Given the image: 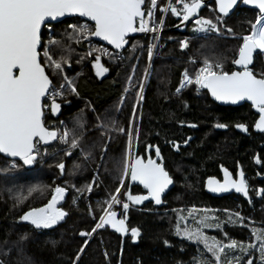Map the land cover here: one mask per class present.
Listing matches in <instances>:
<instances>
[{
  "label": "trees",
  "instance_id": "trees-1",
  "mask_svg": "<svg viewBox=\"0 0 264 264\" xmlns=\"http://www.w3.org/2000/svg\"><path fill=\"white\" fill-rule=\"evenodd\" d=\"M172 3L176 6V0ZM166 4L167 0H158L157 23L163 16L159 8ZM257 14L255 10L237 9L233 16L223 17L224 25L231 27L235 35L221 27L220 36H217L193 34L191 29L195 22L186 34H182L175 30L182 22V16L168 12L163 22L162 41L144 81L143 99L139 101V85L143 83L149 62V35L130 39L127 52L134 57L131 61L128 58L123 64H114L100 60L108 71L97 76L93 67L95 57L80 52L75 47V39H68L67 34L72 31L68 27L69 20L53 25L56 39L69 48L64 54L69 56L70 66L66 64L64 69L74 81L79 96L66 90L59 102L60 115H46L45 123L63 121L82 138L71 155H65L64 150L57 151L53 146L43 147L34 164L16 161L17 170L0 172V260L4 264H73L79 254L75 264H196V258L202 255L212 257L203 244L176 235L178 221L181 228L185 225L195 228V221H187L190 213L200 215L203 210H208L205 215L218 217L223 222V230L214 227L211 234L222 240L235 237L246 242L253 227L264 229V192L260 199L257 197V189L264 190V135L253 131L258 116L249 105L223 107L215 104L207 91L198 96L193 85L176 93L182 71L194 72L204 58L221 59L225 70H235L231 61L238 55L243 35L250 33L248 21L254 22ZM217 15L215 3L201 13V17L213 20ZM183 39L189 41L187 50L180 47ZM134 43L137 44L136 54V50L130 51ZM54 52L58 58L59 50L54 49ZM252 70L254 74L264 72V55H256ZM50 75L54 84L62 82L59 74L50 72ZM129 76H132L131 85ZM97 117L109 125L115 121V127H123L125 132L105 129L102 135V130L96 126L99 123ZM80 120L84 121L83 130L78 127ZM217 123L227 127L217 128ZM237 124L246 125L247 131L237 128ZM136 129L139 130L138 137ZM129 130L133 133V155L144 160L148 155L156 158L159 148L163 166L175 182L174 188L164 197L162 207H157L150 198L140 204L128 201L127 192L147 195L130 177L120 187ZM105 144L107 150L102 151ZM81 148L90 153L87 159L81 154ZM7 161L0 156V169L9 167ZM60 162L65 165L63 174L57 167ZM238 164L248 175L251 203L238 196L214 198L205 192L204 184L209 177L220 178L222 168L236 172ZM90 184L92 190L89 192L86 186ZM37 185L42 186V191L28 196V190ZM57 186L68 191L63 205L67 215L63 221L53 228L36 230L19 220L25 211L46 205ZM117 187H120L118 199L130 206L126 224L138 227L140 236L133 241L130 232L118 233L110 225L97 229L91 238L81 236L82 231L91 232L107 207L104 201L115 194ZM20 195L28 198L16 206V197ZM191 208L198 210L191 211ZM111 210L117 212V218L124 212L122 204H113ZM233 212L256 223L239 222ZM230 215L236 223L227 222ZM181 217L185 219L181 220ZM208 221L209 224L216 223L214 219ZM25 233L29 234L28 239L21 240ZM82 246L84 251L80 253ZM9 249L11 251L5 255Z\"/></svg>",
  "mask_w": 264,
  "mask_h": 264
},
{
  "label": "snow or ice",
  "instance_id": "snow-or-ice-1",
  "mask_svg": "<svg viewBox=\"0 0 264 264\" xmlns=\"http://www.w3.org/2000/svg\"><path fill=\"white\" fill-rule=\"evenodd\" d=\"M157 3L158 0H0V154L11 158L7 161L9 167L0 169V172L6 173L9 169H15L17 167L15 158H19L24 165L34 164L37 157L41 155L40 145H48L54 140L67 145V148L64 149L65 155H71L72 150L79 147V141L82 138L75 129H68L66 126L59 131L58 135L57 129L49 127L45 123L46 110L50 111L52 115L59 112L61 104L57 102V97L63 99L66 87L77 96H79V92L74 81L69 79L64 72V65L70 66L69 56L64 54L69 51V48L63 46L61 40L55 39L54 34H50L45 41L42 28L46 29L48 33H52V22L58 21V18L66 16L86 18L92 22L91 25L88 23H70L68 25L72 30L70 34H67L69 40L75 39L79 43L81 39L99 37L115 49H122L128 44L126 37L130 33H157L160 30L163 26V19H160L158 23L155 20ZM238 3L258 9L254 22L248 21L251 25L250 33L243 35L238 55L231 61L232 64L238 66L239 70H225L221 59L204 58L202 66L194 72L189 73L187 69L183 71L176 92L180 93L182 89L195 85L197 91L207 89L217 101L231 104L245 100L250 101L259 113V119L254 126L257 130L264 132V72L254 74L252 68L249 67L253 64L254 53L257 56L264 55V0H215L219 12L215 20L199 16V10L204 6V0H176V4H182L180 9L172 3V0H167L166 6L160 7L159 11L182 16L183 21L197 17L194 29L196 33L216 32L219 34L221 27H224L228 34L235 35L231 27L224 25L223 17L228 16ZM60 22L63 23V21ZM153 39L155 40L157 37L154 35ZM188 46L187 39L180 41L181 49ZM141 47L143 46L141 45ZM153 47L152 44L147 47L149 60L152 57ZM136 48L137 44L134 43L130 51H135ZM54 49H58L60 52L58 58ZM98 51L104 55H115L109 54L107 49ZM91 54L90 49L86 55ZM191 62L195 63L194 60ZM93 67L96 69L97 76H102L108 71V68L100 63L99 55L95 57ZM46 69H49L51 74H59L63 83L58 86L54 84L50 72ZM134 72L135 68L133 67ZM146 78L147 72L145 73ZM128 83L131 85L132 76L128 77ZM143 91L144 85L141 83L137 93L138 101L143 99ZM97 121L99 123L96 126L102 130V135H104L103 130L105 129L125 132L123 127H115V121L111 125L100 121L99 117H97ZM191 126L195 127V125ZM78 127L83 130V120L78 121ZM215 127L226 128L227 125L217 123ZM236 127L247 131V126L244 124H237ZM126 134L128 148L123 160L120 187H123L124 180L130 177L132 181H138L147 189V195H132L127 192L125 195L128 201L140 204L150 198L159 205L163 202L162 194L173 183L172 177L163 166L160 150L156 149V156L160 159L159 163L152 158L145 161L140 156L133 155L132 131L129 130ZM138 135L139 130L136 129V136L138 137ZM176 147L179 150V146ZM106 150L107 145L105 144L102 151ZM44 152L46 153L47 149ZM80 152L85 159L90 155L83 148L80 149ZM259 162L257 159V163ZM57 167L63 174L64 163L60 162ZM120 187L116 188L115 194L111 195L110 199L104 201L107 207L102 210L99 221L91 232L82 231L79 233L81 236L91 238L92 233L97 229L110 225L118 233L128 234L130 232L131 239L137 240L140 236V229L129 227L126 224L129 203L118 199ZM230 188H235L236 192L243 193L245 196L248 195V186L242 172L239 180L231 179L227 170H225V179L222 184L215 180H209L210 191H228ZM86 190L90 192L92 185H87ZM41 191L42 186H34L28 190V196ZM261 191L264 192V190ZM65 192V188L55 187L51 200L45 206L25 211L19 220L27 222L36 230L53 228L67 215L63 208L56 206L64 198ZM28 196H17L16 206L23 204ZM75 202L74 199L73 203ZM113 204H122L124 212L121 214V218H117V212L111 210ZM232 215H235L240 222L245 219L239 213ZM93 218L95 219V217ZM210 218L216 220V223L209 224ZM180 219L185 218L181 217ZM227 222L236 223L232 220L231 215ZM197 223L199 227L196 228H189L187 225L181 228L179 221L176 226V235L203 244L207 253L211 254L212 260L202 255L200 258H196V264H253L257 254L260 264H264V229L255 227L251 229L254 242L228 238V242L225 243L214 236H207L203 231L205 227H216L223 230V222L218 217L203 215ZM28 235V233L22 235L21 240L28 239ZM225 236L227 237V233ZM52 243L55 244V241ZM164 243L168 244V241L165 240ZM84 244L86 246L87 241ZM10 251V249L6 251L5 255ZM83 251L84 247L82 246L79 252L83 253ZM79 258V254H77L75 260H79ZM75 260L73 264H75ZM0 264H4V261L0 260Z\"/></svg>",
  "mask_w": 264,
  "mask_h": 264
},
{
  "label": "water",
  "instance_id": "water-1",
  "mask_svg": "<svg viewBox=\"0 0 264 264\" xmlns=\"http://www.w3.org/2000/svg\"><path fill=\"white\" fill-rule=\"evenodd\" d=\"M212 3H215V0H204V6L201 7V9L199 10V16H201L202 11H203L205 8L209 7ZM215 6H216V4H215ZM239 8H240V9H251V10H255V11L258 12V9H254V8H253L252 6H250V5H243L242 3H238V5H237L236 7H234V9H233V10L229 13V15L226 16L225 18H229V17L233 16V14H234V13L236 12V10L239 9ZM216 12H217V14H219L218 9H217V6H216ZM220 15H222V14H220ZM196 18H197V17H192V18H190L188 21H183V20H182V22H181L178 26L175 27V30H178V31H179L180 33H182V34H186V33H187V30H188V28H189V26H190L193 22H195V19H196ZM70 19H81V20L88 21L86 18H81V17H77V16H66V17L58 18V21H54V22H52V25H58V24H61L60 21H63V23H64L65 21L70 20ZM88 22L92 23L91 21H88ZM43 29H44V28H42V32H43ZM145 35H146V33H140V32H137V33H130V34L128 35V37H126V39L128 40V44H126V45L124 46V48H122V49H115L112 45L108 44L107 41H104V40L100 39L99 37H94V38H95L96 41H98V42H100V43H104V44L110 46L111 48H113L114 50L120 52V51H123V50H125V49H127V48L129 47V45H130V39H135V38H137V37H143V36H145ZM255 59H256V54L254 53L253 64L249 66V67L252 68V69H253L254 64H255ZM234 68H235V70H239V69H238V66H236V65H234ZM46 71H47V70H46ZM207 93H208L210 99H211L215 104H217V105H219V106H223V107H241V106H243V105H249V106L251 107L253 113H255V114L258 116L257 120L259 119V113H258V111H257V110L251 105V102H250V101H247V100H245V101H240V102H238L237 104L224 103V102H221V101H217V100H215V99L211 96V94H210L208 91H207ZM60 112H61V108H60L59 112H58L57 114L53 115V116H54V117H58V116L60 115ZM257 120H256V121H257ZM255 123H256V122H255ZM254 125H255V124H254ZM253 131H254V133H256V134L264 135V132H261V131L257 130V129L255 128V126H253ZM55 142H56V140L51 141L48 145H43V144H42V145H43V147H51V146H53V145L55 144ZM0 156L3 157V158H5V159H7V160H10V159H11V158H7V157H5L3 154H0ZM148 158H152L151 155H148ZM148 158H147V159H148ZM15 159H16V161H20L19 158H15ZM147 159H146V160H147ZM152 159L156 160L157 162H158V160H159L158 157H156V158H152ZM146 160H145V161H146ZM225 170H227V169H225V168H222V169H221L222 180H219V179H217V178H215V177H209V178L205 181V184H204V190H205V192H206L208 195H210L211 197H214V198H223V197H228V196H230V195H237V196L243 197L245 200L249 201V200H250L249 191H248V195L245 196L243 193L236 192L235 188H230L228 191H221V192H213V191H210V190H209V180H215V181L220 182L221 184L224 182V179H225ZM241 172L243 173V177H244V179H245V174H244V172H243V170H242V167L239 165V170H238L237 180L240 179V173H241ZM227 173L229 174V176H230L231 179L235 180V179L233 178V175H232L228 170H227ZM172 180H173V178H172ZM132 182L135 183V184H137V185H139V186H141L142 189H143L144 191H146V193H147V189H145V188L143 187V185L140 184L138 181H132ZM174 186H175V182H174V180H173V183L170 184V185L168 186V188L165 190V192L162 194L161 199H162L163 202H162L161 204H159V205H157V204L155 203V205H156L157 207H162V206L164 205V197H165V196H166V195H167V194H168V193L174 188ZM52 195H53V194H52ZM67 197H68V191L66 190V192H65V194H64V198H63L62 200H60V201L57 203L56 206H57L58 208H63V205L65 204V202H66V200H67ZM51 198H52V196H51ZM51 198L49 199V201L51 200ZM49 201H48V202H49ZM48 202H47V203H48ZM44 206H45V205H44Z\"/></svg>",
  "mask_w": 264,
  "mask_h": 264
},
{
  "label": "built area",
  "instance_id": "built-area-1",
  "mask_svg": "<svg viewBox=\"0 0 264 264\" xmlns=\"http://www.w3.org/2000/svg\"><path fill=\"white\" fill-rule=\"evenodd\" d=\"M166 14L167 13H163V21H164V19L166 17ZM70 23H81V24L88 23L89 25L92 24V23H90L88 21H85V20L70 21L68 23V25ZM161 31H162V27L160 28V30L157 33H151V32H149L151 34H155V36L157 37L155 43L152 44V45H154V47H153L154 53L156 51L158 41L160 40ZM42 33H44L43 39L45 41L48 39V37H49L50 34H54V38L56 39L55 33H54V29H53V25H52V33H48V31L46 29H43V32ZM149 33H146V35H148ZM75 47H76L77 50H79L80 52H84V53H88L90 51V49H91V51H92L91 56L96 57L97 55H99L100 56V60L105 61L107 63L123 64V63H125V61L128 58H129L130 61L133 59V56L130 57L129 53L127 52L128 50H124V51H120V52L119 51H116L113 48H111L110 46H108V45H106L104 43H100V42L96 41L94 37H89V38H86V39H81L79 43H77L76 40H75ZM99 49H107V51H108L109 54H115V55H104V54H102L101 52L98 51ZM183 50H186V48L183 49ZM154 53H152V56L154 55ZM151 60H152V58H151ZM151 60L149 61V67L151 65ZM46 70H48V69H46ZM183 71H182V73H183ZM64 72H65V69H64ZM182 73H181V75H182ZM61 83H63V80H62ZM193 86H194L195 92H196V94L198 96H200L204 91L207 90V89H200L199 91H197L196 90V86L195 85H193ZM66 90H69V89H67V87H66L65 88V92H66ZM183 90L184 89H182L181 91H183ZM61 100L62 99L60 97H57V102L58 103ZM48 114H50V111L46 110L45 111V116L48 115ZM61 122H63V121H55L54 120V121H51L48 124V126L57 129L58 130V135H59V131L62 130L65 127L64 122L63 123H61ZM53 147L57 151H62V150H64V149L67 148V145L61 144V143L58 142V140H56V142L53 145ZM40 148H43V145H40Z\"/></svg>",
  "mask_w": 264,
  "mask_h": 264
},
{
  "label": "rangeland",
  "instance_id": "rangeland-1",
  "mask_svg": "<svg viewBox=\"0 0 264 264\" xmlns=\"http://www.w3.org/2000/svg\"><path fill=\"white\" fill-rule=\"evenodd\" d=\"M176 7H178V8H181L182 7V4H176ZM168 13V12H167ZM166 16H167V14H166ZM166 18V17H165ZM162 19H163V16H162ZM164 22V21H163ZM196 28V24H194V26L192 27V29H191V31H192V33L193 34H195V35H210V34H215V35H217V36H220V33L218 34V33H216V32H210V33H196V32H194V29ZM162 30H163V26H162ZM150 37H151V42L149 43V44H154L155 43V41H156V39L154 40L153 39V36L155 35V34H151V33H149L148 34ZM161 35H162V31H161ZM160 35V40L158 41V44H157V48H156V51H155V53L159 50V45L161 44V41H162V36ZM146 36V35H145ZM183 40H185V39H183ZM182 41V40H181ZM148 44V45H149ZM183 50V49H182ZM186 50H187V48H186ZM137 53V50L134 52V54H136ZM152 53H154V51H153V49H152ZM155 53H154V55H155ZM154 55L151 57L152 59H153V57H154ZM134 58V57H133ZM150 61V60H149ZM151 63H152V60H151ZM151 67V66H150ZM150 67H149V62H148V65H147V69H146V72H147V76H148V72H149V70H150ZM145 72V73H146ZM144 81H146V79H145V76H144V79H143V85H144ZM195 210H198V209H195V208H191V211H195ZM234 213H236V212H233L232 214H234ZM239 213V212H238ZM206 213H205V211L203 210L202 212H201V214L200 215H197V214H193V213H191V215H189V216H187L186 218H187V221H188V223H191V222H193V221H195L196 222V225H195V228L196 227H199V225H198V221L200 220V218H201V216H203V215H205ZM240 214V216L241 217H244L241 213H239ZM235 216V215H234ZM209 217H212V216H209ZM236 217V216H235ZM245 218V217H244ZM211 219V218H210ZM210 221H208V223H209ZM240 222V221H239ZM242 222H248L249 224H252V225H254L256 222L255 221H253V220H251V219H247V218H245ZM213 229H215L214 227H205V228H203V231H204V233L207 235V236H209V237H216L215 235H213V234H211V232L213 231ZM217 238V237H216ZM229 238H231V239H236L235 237H229ZM217 239H219V238H217ZM219 240H222V239H219ZM237 240V239H236ZM225 243H227L228 242V239H225V240H223ZM249 241H252V242H254V238L252 237V236H249V238L247 239V241L246 242H249ZM208 258V257H207ZM209 260H212V258L210 259V258H208ZM245 259H247V257H245ZM253 264H260V261H259V259H258V254H257V258H255L254 260H253Z\"/></svg>",
  "mask_w": 264,
  "mask_h": 264
},
{
  "label": "flooded vegetation",
  "instance_id": "flooded-vegetation-1",
  "mask_svg": "<svg viewBox=\"0 0 264 264\" xmlns=\"http://www.w3.org/2000/svg\"><path fill=\"white\" fill-rule=\"evenodd\" d=\"M239 165L240 164H238V168H237V170H236V172H230L232 175H233V178L235 179V180H237V176H238V170H239ZM241 166V165H240ZM242 167V166H241ZM243 170V169H242ZM243 172H244V174H245V181H246V183H247V186H248V191H249V196H250V200L249 201H247V200H245L243 197H240V196H238V197H240V198H242L244 201H246V202H248V203H251L252 202V200H251V193H250V189H249V183H248V175H247V173L243 170ZM217 179H219V180H222V173H221V177L220 178H217ZM262 189L259 187L258 189H257V197L260 199L261 197H262V191H261ZM230 196H237V195H230ZM230 196H228V197H230ZM130 207V206H129Z\"/></svg>",
  "mask_w": 264,
  "mask_h": 264
},
{
  "label": "bare ground",
  "instance_id": "bare-ground-1",
  "mask_svg": "<svg viewBox=\"0 0 264 264\" xmlns=\"http://www.w3.org/2000/svg\"><path fill=\"white\" fill-rule=\"evenodd\" d=\"M77 20H81V19H77ZM70 21H76V20H74V19H70L69 22H70ZM69 22H68V23H69ZM127 49H128V48H127ZM127 49H125V50H127ZM123 51H124V50H123ZM101 61H102V60H101ZM104 62H105V61H104ZM206 91H207V90H206ZM17 168H18V165H17V167H16L15 169H12V170H17Z\"/></svg>",
  "mask_w": 264,
  "mask_h": 264
}]
</instances>
